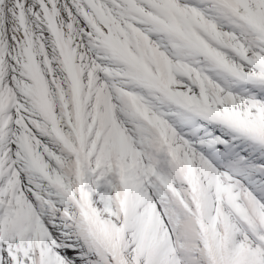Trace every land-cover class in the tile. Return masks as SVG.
<instances>
[{
    "label": "snow or ice",
    "instance_id": "1",
    "mask_svg": "<svg viewBox=\"0 0 264 264\" xmlns=\"http://www.w3.org/2000/svg\"><path fill=\"white\" fill-rule=\"evenodd\" d=\"M0 264H264V0H0Z\"/></svg>",
    "mask_w": 264,
    "mask_h": 264
}]
</instances>
